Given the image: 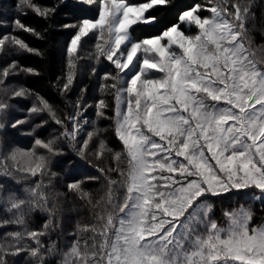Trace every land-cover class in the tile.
I'll return each instance as SVG.
<instances>
[{"label":"snow or ice","instance_id":"1","mask_svg":"<svg viewBox=\"0 0 264 264\" xmlns=\"http://www.w3.org/2000/svg\"><path fill=\"white\" fill-rule=\"evenodd\" d=\"M0 264H264V0L0 2Z\"/></svg>","mask_w":264,"mask_h":264},{"label":"trees","instance_id":"2","mask_svg":"<svg viewBox=\"0 0 264 264\" xmlns=\"http://www.w3.org/2000/svg\"><path fill=\"white\" fill-rule=\"evenodd\" d=\"M0 2H4V3H15V0H0ZM28 39H31L30 37ZM35 43H39V42H35ZM36 58L32 57L29 59V63H31L32 61H34ZM39 66V65H37ZM53 71H58V68L56 65H53ZM29 81H36L35 83H31L30 86L31 87H35L38 90H40L43 94H45L46 96L49 97H56L55 92L49 87L48 85V80L47 77H42V78H34V77H30L28 78ZM86 79V78H85ZM58 99V98H57ZM21 140H23L24 138L21 137Z\"/></svg>","mask_w":264,"mask_h":264}]
</instances>
